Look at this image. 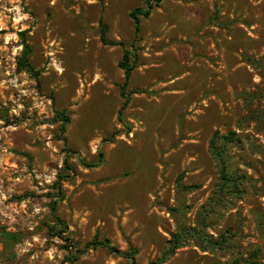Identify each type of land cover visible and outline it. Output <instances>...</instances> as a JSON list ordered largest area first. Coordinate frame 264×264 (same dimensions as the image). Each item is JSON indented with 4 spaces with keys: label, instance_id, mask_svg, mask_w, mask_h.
Wrapping results in <instances>:
<instances>
[{
    "label": "rangeland",
    "instance_id": "obj_1",
    "mask_svg": "<svg viewBox=\"0 0 264 264\" xmlns=\"http://www.w3.org/2000/svg\"><path fill=\"white\" fill-rule=\"evenodd\" d=\"M148 1L0 0V264H71L70 250L152 264L181 225L223 247L191 238L164 264H264V0H167L137 38L130 14ZM22 33L38 78L17 70ZM124 47L135 93L121 119ZM216 132L237 134L224 154L237 189ZM97 235L136 253L87 249Z\"/></svg>",
    "mask_w": 264,
    "mask_h": 264
},
{
    "label": "trees",
    "instance_id": "obj_2",
    "mask_svg": "<svg viewBox=\"0 0 264 264\" xmlns=\"http://www.w3.org/2000/svg\"><path fill=\"white\" fill-rule=\"evenodd\" d=\"M167 0H149L147 7L145 9H135L131 12L130 17L133 19L134 22V28H135V35L137 38H140L141 33V20L142 18H149L152 13L155 11L156 8L160 7L163 2ZM107 33V26H102V40L107 44H113V45H122L123 43H114V42H107L105 39V35ZM21 36L23 37V52L22 56L18 59L17 63V70L19 72H27L30 73L38 78L39 72L36 71L30 62V55H31V46L28 44L27 39L25 38V33H22ZM131 52L129 49L124 47V55L123 60L119 63V67L123 70H125V81L123 85H121V95L124 98V103L122 105V108L120 110V118L123 119V112L128 108L130 101H131V94L135 92H128V85L132 76V72L134 70L133 65H131ZM53 123H61V130L63 132H66L68 125L70 123V117L65 113L61 111H56V117L54 120H52ZM235 137H237V134L235 132H230L228 135L220 136L219 132L215 133V137L212 139L211 142V153L219 160L221 161V179L223 186H225L228 189H237L239 185V179L236 176L229 175L228 169L226 167V162L224 158V154L226 151V148L229 144L235 141ZM222 143V144H221ZM221 144V146H220ZM102 155V154H101ZM103 157V155L101 156ZM98 165H88V167H97ZM65 168L68 170L66 174H59L58 180L54 184V189L56 196H52L53 198H57V200H54L52 205V213L55 217L56 227L51 228L53 231H56V228H60V232H57L56 235H59L60 237H63L61 234V231L64 229H67V225L60 220V218L57 216V202L63 201L65 199V193L63 190V183L69 181L71 178L70 173H74L72 168L70 167V164L68 160L65 161ZM71 171V172H70ZM4 237L6 239H12L14 241L19 240L18 236L16 234L11 233H5ZM191 238H196L200 241L201 247L204 248L205 246H211L214 249L217 247H223L222 244L212 241L202 230H195L191 228H187L186 226H179L176 233L172 234V237L170 240H168L165 249L162 253L161 258L152 264H164L168 260H170L172 257H174L177 253V251L184 247V245L189 241ZM64 239V238H63ZM71 245H67L66 249H69ZM87 249H98V248H104L110 251L111 253L117 254V255H135V251L131 249V252L129 254H125L124 252H121L117 248H115L112 245V242L110 239H99V235H97L92 242L88 243L86 245ZM206 249V248H205ZM73 251H69L70 256L67 258V261H69L71 264H76L77 261L81 258V253H78L77 255L72 254ZM242 259H236L231 264H239ZM247 264H260L259 262H253L251 259L243 260Z\"/></svg>",
    "mask_w": 264,
    "mask_h": 264
}]
</instances>
